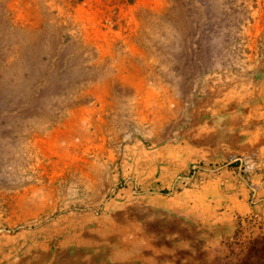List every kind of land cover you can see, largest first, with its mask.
Here are the masks:
<instances>
[{
    "label": "rangeland",
    "instance_id": "obj_1",
    "mask_svg": "<svg viewBox=\"0 0 264 264\" xmlns=\"http://www.w3.org/2000/svg\"><path fill=\"white\" fill-rule=\"evenodd\" d=\"M262 139L264 0H0V264H264L183 206Z\"/></svg>",
    "mask_w": 264,
    "mask_h": 264
},
{
    "label": "crops",
    "instance_id": "obj_2",
    "mask_svg": "<svg viewBox=\"0 0 264 264\" xmlns=\"http://www.w3.org/2000/svg\"><path fill=\"white\" fill-rule=\"evenodd\" d=\"M259 155L262 160L248 173V178L232 167L215 173L210 181L188 189L189 198L183 204L188 216L195 218L197 223L223 224L231 232L234 230L237 238L243 235L256 238L255 248L263 246L264 242L258 243L261 238L256 236L261 231L264 237V151ZM250 190L256 197L253 206L248 203Z\"/></svg>",
    "mask_w": 264,
    "mask_h": 264
}]
</instances>
